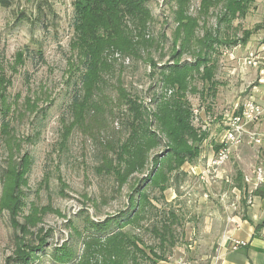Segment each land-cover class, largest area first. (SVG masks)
<instances>
[{
  "label": "rangeland",
  "instance_id": "obj_1",
  "mask_svg": "<svg viewBox=\"0 0 264 264\" xmlns=\"http://www.w3.org/2000/svg\"><path fill=\"white\" fill-rule=\"evenodd\" d=\"M1 1L0 74L3 72V76L0 77V114L2 107L9 108L14 140L10 153L12 159H18L25 152L32 158L27 184L23 188L22 215H27L33 204L51 205L54 211L47 214L42 223L43 229L50 231L48 252L66 242L79 255L82 242L74 236L67 222L72 221L82 230L85 218L103 221L124 213L128 206L127 196L150 172L152 158L164 154L167 149L163 139L160 146L149 152L146 169L133 174L120 189L113 175H98L95 171L104 156H114L109 147L123 141L126 136L117 116L121 108L115 85L121 81L129 93L147 102L154 94L161 93L158 76H149L150 68L143 61L146 54H142V59H130L129 64L126 61L121 65L122 58H117L119 54L113 52L109 59L117 58L116 70L105 75L102 95L97 100L99 113L91 112L85 127L75 126L67 143L60 148L61 120H68V105L75 88L72 80H68L67 63L72 38L73 0H7L8 6H3ZM199 4L200 0L190 1L189 13L192 16L196 15ZM148 6L153 15L149 34L155 39H160L162 34L165 36L161 41L163 49L150 50L149 53L163 65L168 61L175 28L173 0H150ZM219 10L212 11L207 27L217 29L221 36L239 39L242 31L252 30L257 25L261 28L245 45L218 48V54H215L218 61L214 77L215 96L210 93L204 98L188 96L192 109L200 111L195 127L207 133L199 146L204 158L199 156L193 162L185 163L177 183L171 180L170 188L162 195L147 186L148 195L158 200L152 199L157 207L156 217L142 221V229L125 228L131 229L145 245H153L155 240L145 229L155 225L166 211H173L180 223L174 228L177 242L167 257H182L189 264L207 263L214 255L219 235L223 234L226 226L234 225L231 219L242 216L246 194L234 186L236 173L240 171L247 176L253 169L264 165V83L259 81L264 80L261 74L264 71V0H256L244 18L237 17L231 23H221L217 27L215 15ZM201 33L200 29L198 35ZM39 47L42 60L35 57V50ZM230 52L232 57L228 56ZM161 53L165 55L162 59ZM249 53L258 57V67L244 64L243 59ZM191 60L188 55L181 58V62ZM192 85L199 90L202 88L198 80ZM248 98L263 108L260 121L253 127L262 139L261 144H249L246 140L235 147L227 162L217 169V179H210L214 175L206 173L210 154L208 146L220 131L217 124L235 104H241ZM213 118L217 120L213 121ZM7 157L9 152L0 136V264H5L13 251L8 213L1 208L6 190L1 174L7 166ZM199 174L207 182L200 180ZM33 264L53 263L49 255H40Z\"/></svg>",
  "mask_w": 264,
  "mask_h": 264
},
{
  "label": "trees",
  "instance_id": "obj_2",
  "mask_svg": "<svg viewBox=\"0 0 264 264\" xmlns=\"http://www.w3.org/2000/svg\"><path fill=\"white\" fill-rule=\"evenodd\" d=\"M150 0H73L72 38L69 43L70 57L68 80H72L74 91L68 105V120L62 119L63 148L75 126L85 127L90 113L100 111L99 100L105 75L116 70V59L122 63L130 59H143L150 68V77L158 76L161 93L154 94L147 102L129 93L121 81L114 87L120 103L121 125L126 131L123 141L109 147L114 156H104L95 169L98 175H113L117 188L136 173L146 169L148 154L154 148L166 144L164 154L154 156L148 175L136 183L127 196V210L119 216L107 217L103 221L85 218L82 230L68 221L74 236L82 242L79 255L69 244L63 242L48 252L50 231L42 227L43 218L53 213L51 205H32L27 215H22L24 206L23 188L32 164V158L25 152L18 159H12L14 145L9 118V108L2 107L0 114V136L9 152L7 166L1 174L5 194L1 208L8 213L9 226L13 232V251L5 264H33L40 255H49L53 264H160L168 260V251L177 242L175 226L179 217L169 210L150 229H145L155 240L153 245H145L131 229H142V221L156 217V205L146 192V187L157 190L162 195L170 188V181L177 183L181 167L193 162L200 154V144L207 133L195 127L189 95L204 98L210 93L215 96L214 80L218 61L215 54L221 46L245 45L261 26L242 31L239 39L221 36L219 32L207 27L213 10L220 8L215 15L216 26L229 24L237 17L244 18L256 0H200L196 15L189 13L191 0H173V22L171 49L168 61L157 63L150 50L163 49L164 34L155 39L149 34L153 21L148 6ZM8 6L7 0H2ZM202 33L198 35V31ZM27 51V50H26ZM113 52L119 55L113 61ZM188 55L191 61L181 62ZM161 53V59L164 57ZM35 57L43 59L41 47L35 50ZM3 76L1 72L0 77ZM198 80L201 90L192 85ZM156 86V85H155ZM153 88V87H151ZM168 92L170 95L168 96ZM109 146V145H108ZM219 146H216L217 150ZM264 160V151L262 152ZM243 175L238 171L234 186L238 191L247 187ZM46 187V186H45ZM253 196L264 198V185H259ZM158 201L157 198L153 199ZM150 215V216H149ZM126 227L131 229L125 230Z\"/></svg>",
  "mask_w": 264,
  "mask_h": 264
},
{
  "label": "built area",
  "instance_id": "obj_3",
  "mask_svg": "<svg viewBox=\"0 0 264 264\" xmlns=\"http://www.w3.org/2000/svg\"><path fill=\"white\" fill-rule=\"evenodd\" d=\"M224 54H227L226 52ZM228 56L232 57L230 52ZM243 62L246 66L255 68L259 66L258 57L249 53L244 57ZM261 74L264 75V71H261ZM261 83H264V80H259ZM192 114L195 120H198L200 111L198 109H192ZM263 115L262 106L254 101L252 98L246 99L241 104H235L233 109L230 112H226L221 121L217 124V129L219 128V133L213 137L211 143L208 146L209 156H208V167L206 173L209 175H214L210 179L216 178L217 169L222 167L227 160L232 155V152L235 147L242 145L246 140L249 144L259 145L261 144L260 135L253 129V127L260 121ZM216 118H213V121H216ZM205 140H203L204 142ZM203 146H205L203 144ZM219 146L216 150L215 147ZM204 152V151H202ZM200 158H204L202 153H200ZM201 174V172H200ZM199 174V179L207 182L204 179V176ZM243 181L247 187L246 194L247 203L251 202L249 197L250 190L248 186H257L258 184L264 181V169L262 167H257L251 171L247 176L243 177ZM226 182L228 180L226 179ZM262 238L264 239V230L261 233ZM246 243L240 240H232L229 244V250L236 251L241 247H245ZM160 264H188L185 259L182 257L177 258H168L167 261Z\"/></svg>",
  "mask_w": 264,
  "mask_h": 264
},
{
  "label": "crops",
  "instance_id": "obj_4",
  "mask_svg": "<svg viewBox=\"0 0 264 264\" xmlns=\"http://www.w3.org/2000/svg\"><path fill=\"white\" fill-rule=\"evenodd\" d=\"M259 185H264V181L256 187L248 186L251 202L246 200L242 216L231 219L234 225L226 226L223 234L219 235L214 255L205 264H264V239L261 236L264 230V198L252 195ZM232 240L243 241L246 246L231 251L229 244Z\"/></svg>",
  "mask_w": 264,
  "mask_h": 264
}]
</instances>
